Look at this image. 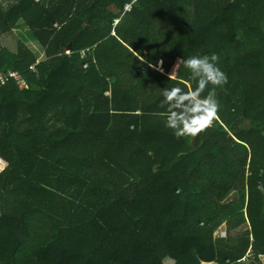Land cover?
Masks as SVG:
<instances>
[{"label":"trees","instance_id":"1","mask_svg":"<svg viewBox=\"0 0 264 264\" xmlns=\"http://www.w3.org/2000/svg\"><path fill=\"white\" fill-rule=\"evenodd\" d=\"M16 27L0 264H264V0L0 1V34ZM213 51L217 116L175 137L160 89Z\"/></svg>","mask_w":264,"mask_h":264},{"label":"clouds","instance_id":"2","mask_svg":"<svg viewBox=\"0 0 264 264\" xmlns=\"http://www.w3.org/2000/svg\"><path fill=\"white\" fill-rule=\"evenodd\" d=\"M219 60L214 51L184 56L181 62L187 84L176 82L160 89V115L164 127L173 136L194 135L217 116L220 108L218 91L228 81Z\"/></svg>","mask_w":264,"mask_h":264},{"label":"rangeland","instance_id":"3","mask_svg":"<svg viewBox=\"0 0 264 264\" xmlns=\"http://www.w3.org/2000/svg\"><path fill=\"white\" fill-rule=\"evenodd\" d=\"M22 34H24V31L22 28L16 27L13 28L11 31H7L5 33L0 34V39L2 43L10 50L14 51L16 49L17 41L21 38ZM25 43L30 46L32 49L35 48V52L37 53L38 57L37 59H42V50L36 46L34 41L32 40H26ZM160 65V61L158 62V66ZM5 165V161L0 158V169ZM228 227V226H227ZM225 224H221L218 229L214 232L215 234H223L226 231ZM264 262V256L262 257ZM168 264L172 262L171 259L165 260ZM208 264V263H207ZM216 264V263H211Z\"/></svg>","mask_w":264,"mask_h":264},{"label":"built area","instance_id":"4","mask_svg":"<svg viewBox=\"0 0 264 264\" xmlns=\"http://www.w3.org/2000/svg\"><path fill=\"white\" fill-rule=\"evenodd\" d=\"M30 67L33 68V65H31ZM10 75L16 76V74L14 72H12V71H9L7 74H4V73L0 74V82L5 81L7 79V77L10 76Z\"/></svg>","mask_w":264,"mask_h":264},{"label":"crops","instance_id":"5","mask_svg":"<svg viewBox=\"0 0 264 264\" xmlns=\"http://www.w3.org/2000/svg\"><path fill=\"white\" fill-rule=\"evenodd\" d=\"M2 3H3V5H5V4H7L8 2H10L11 0H0ZM211 264V262H206V263H202V264Z\"/></svg>","mask_w":264,"mask_h":264},{"label":"water","instance_id":"6","mask_svg":"<svg viewBox=\"0 0 264 264\" xmlns=\"http://www.w3.org/2000/svg\"><path fill=\"white\" fill-rule=\"evenodd\" d=\"M228 223H225V226L227 227Z\"/></svg>","mask_w":264,"mask_h":264}]
</instances>
